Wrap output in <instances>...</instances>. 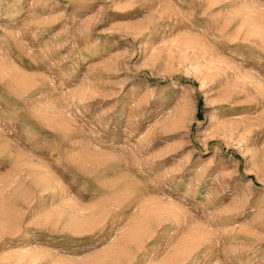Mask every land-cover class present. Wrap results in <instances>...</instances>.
Wrapping results in <instances>:
<instances>
[{
    "label": "rangeland",
    "instance_id": "rangeland-1",
    "mask_svg": "<svg viewBox=\"0 0 264 264\" xmlns=\"http://www.w3.org/2000/svg\"><path fill=\"white\" fill-rule=\"evenodd\" d=\"M0 264H264V0H0Z\"/></svg>",
    "mask_w": 264,
    "mask_h": 264
},
{
    "label": "bare ground",
    "instance_id": "bare-ground-1",
    "mask_svg": "<svg viewBox=\"0 0 264 264\" xmlns=\"http://www.w3.org/2000/svg\"><path fill=\"white\" fill-rule=\"evenodd\" d=\"M217 123V116H215L213 119H212V125H215Z\"/></svg>",
    "mask_w": 264,
    "mask_h": 264
}]
</instances>
